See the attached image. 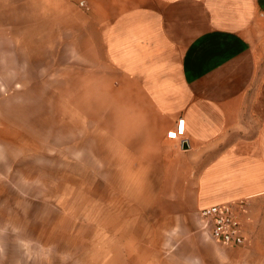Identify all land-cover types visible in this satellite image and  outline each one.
Masks as SVG:
<instances>
[{"label": "crops", "instance_id": "crops-1", "mask_svg": "<svg viewBox=\"0 0 264 264\" xmlns=\"http://www.w3.org/2000/svg\"><path fill=\"white\" fill-rule=\"evenodd\" d=\"M55 54L61 84L78 87L77 141L61 126L63 182L86 165L104 175L96 181H141L178 223L183 199L190 213L240 203L245 217L263 212L264 0H0V185L15 188L37 149L27 94L54 84ZM179 120L183 136L169 139ZM44 135L53 149L52 125Z\"/></svg>", "mask_w": 264, "mask_h": 264}, {"label": "rangeland", "instance_id": "rangeland-1", "mask_svg": "<svg viewBox=\"0 0 264 264\" xmlns=\"http://www.w3.org/2000/svg\"><path fill=\"white\" fill-rule=\"evenodd\" d=\"M45 56L37 55L39 78L47 76ZM60 57L54 55V84L39 83L27 94L42 126L37 149H27L28 159L18 164L15 188L0 185V227H9L0 231V258L6 255L0 264H264V206L262 213L241 214L246 245L228 247L210 239L186 199L178 223L177 214L160 211L169 200L155 197V188L149 198L141 181H96L104 175L89 172L92 165L80 174L70 166V181L61 180L60 146L67 140L61 126L69 124V142H76L78 102L72 97L78 87L61 84ZM51 125L54 148L47 150L44 133Z\"/></svg>", "mask_w": 264, "mask_h": 264}, {"label": "built area", "instance_id": "built-area-1", "mask_svg": "<svg viewBox=\"0 0 264 264\" xmlns=\"http://www.w3.org/2000/svg\"><path fill=\"white\" fill-rule=\"evenodd\" d=\"M185 121L179 120L175 130L168 133L169 139L183 136ZM244 204L213 205L199 211L203 229L212 241L228 247H243L247 243V234L241 218Z\"/></svg>", "mask_w": 264, "mask_h": 264}]
</instances>
